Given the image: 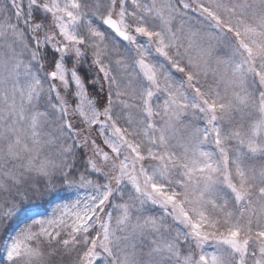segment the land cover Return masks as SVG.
<instances>
[{"label": "snow or ice", "instance_id": "6c2138e0", "mask_svg": "<svg viewBox=\"0 0 264 264\" xmlns=\"http://www.w3.org/2000/svg\"><path fill=\"white\" fill-rule=\"evenodd\" d=\"M0 264H264V0H0Z\"/></svg>", "mask_w": 264, "mask_h": 264}]
</instances>
